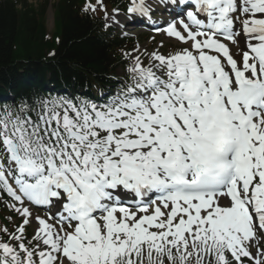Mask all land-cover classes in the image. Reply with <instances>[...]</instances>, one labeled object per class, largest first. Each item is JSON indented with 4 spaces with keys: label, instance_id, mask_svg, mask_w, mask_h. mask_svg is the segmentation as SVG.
<instances>
[{
    "label": "snow or ice",
    "instance_id": "1",
    "mask_svg": "<svg viewBox=\"0 0 264 264\" xmlns=\"http://www.w3.org/2000/svg\"><path fill=\"white\" fill-rule=\"evenodd\" d=\"M80 11L172 47L95 97L0 104V264H264V0Z\"/></svg>",
    "mask_w": 264,
    "mask_h": 264
},
{
    "label": "trees",
    "instance_id": "2",
    "mask_svg": "<svg viewBox=\"0 0 264 264\" xmlns=\"http://www.w3.org/2000/svg\"><path fill=\"white\" fill-rule=\"evenodd\" d=\"M74 7V2L66 0L58 4L56 36L61 40L56 42L44 39L46 5L38 12L32 6L18 11L9 0L0 3V92L22 85L29 77L40 76L41 81L47 72L56 82L73 87L104 80L110 70V46ZM49 48L57 52L54 59L46 61ZM33 90L25 86L19 97Z\"/></svg>",
    "mask_w": 264,
    "mask_h": 264
},
{
    "label": "rangeland",
    "instance_id": "3",
    "mask_svg": "<svg viewBox=\"0 0 264 264\" xmlns=\"http://www.w3.org/2000/svg\"><path fill=\"white\" fill-rule=\"evenodd\" d=\"M43 0H36V4H40ZM53 1V0H52ZM51 20V19H50Z\"/></svg>",
    "mask_w": 264,
    "mask_h": 264
}]
</instances>
